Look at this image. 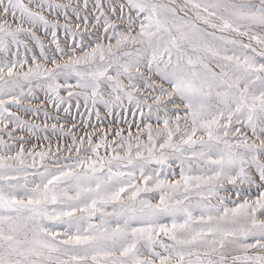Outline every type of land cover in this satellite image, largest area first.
<instances>
[{"label": "snow or ice", "instance_id": "obj_1", "mask_svg": "<svg viewBox=\"0 0 264 264\" xmlns=\"http://www.w3.org/2000/svg\"><path fill=\"white\" fill-rule=\"evenodd\" d=\"M81 24L94 46L75 42ZM33 47L45 63L24 70ZM34 81L57 110L127 102L162 127L109 144L53 124L71 143L26 149L17 129L48 131L17 114L41 110L22 103ZM169 161L179 180L144 175ZM225 183L244 197L231 208ZM0 264H264V0H0Z\"/></svg>", "mask_w": 264, "mask_h": 264}, {"label": "rangeland", "instance_id": "obj_2", "mask_svg": "<svg viewBox=\"0 0 264 264\" xmlns=\"http://www.w3.org/2000/svg\"><path fill=\"white\" fill-rule=\"evenodd\" d=\"M180 2V0H178ZM75 19V18H73ZM61 22H63L61 18ZM83 33V44L84 45H91L94 46L97 37L92 36L91 38L88 36L87 33L84 32V27L83 24H81L80 31L77 34L76 37V43L79 44L81 42L80 40V34ZM38 35L41 36L42 39H44L43 36V31L40 30L38 31ZM100 37L103 43L107 44L108 40L104 38L103 32L101 30ZM50 38V37H49ZM59 39L61 42V46L64 47L65 45V40L67 39V43L71 44L72 43V38L65 37L63 30L60 31L59 33ZM246 39V38H245ZM114 43V41H112ZM247 43V39L245 40ZM255 46V45H254ZM51 45L47 43V40H45V48L46 49H51ZM66 51L68 50L67 48L65 49ZM85 50H90V48H86ZM49 56H51V51H48L47 53ZM77 54H80L79 50H77ZM35 55L37 60L40 63H45L43 58L40 56V51L38 47H33L32 51L25 53L23 49H21V59L27 58L28 59V64L24 66V70H27V67L31 66L32 64V57ZM66 59V57H65ZM59 61V57H58ZM48 67H52L51 63L47 64ZM19 71V68L17 69ZM61 82H63V78H61ZM70 83H74V80L69 81ZM35 81L33 82V93L34 96H29L26 97L22 103L25 104L26 106H31L33 108H39L41 109L38 113H24V112H17L18 115H20L23 119L38 124L41 126V128L44 127V125L48 126V131L45 133L43 131L39 132L37 135L39 136V139L37 136H31L28 132L27 129H17L15 131L16 136H23L26 140L29 141V143H26L24 147L26 149H32L35 147L36 151H47L48 148L50 147L52 149V152L55 153L57 146H59L62 150L65 146V144L71 143V138L68 136H61L59 135V132L56 134H53L51 131V126L53 124L57 125V129H59L61 126L64 127L65 131L71 130L75 135L77 136H85L86 134H92L93 138L95 141H99L102 137L107 136L109 144L113 143V141H118L120 138L115 135L116 132H121L123 134V137L125 139L129 138V132H131L132 136L135 137L137 135L140 136V140L142 143H147V125L151 124L152 125V130H153V135H156V132L159 131V129L162 127V121L161 124H157L156 116L155 114L149 117L147 115L148 109L145 107L143 109V112L145 115L142 117L140 115V110L136 109L134 105H129L127 102H125L124 107H116L113 108L111 112H109L107 109H104L101 107L99 109L100 115L99 118H97V115L94 110H91V108H85L83 104V100H80V106L79 108L77 107V102L75 98H73L70 101V106L68 103L61 105L60 109L57 110L56 108L53 107V105L49 102L47 104L44 103L46 100L45 96V89L44 88H38L35 87ZM147 91V90H145ZM25 92H27V87L25 88ZM61 95L65 97L67 100V93L66 91H61ZM155 107V105L153 106ZM64 108H68V111L65 112ZM13 111H17L16 109H13ZM48 113V117H45L44 112ZM161 117L163 116V113L160 114ZM47 135L48 139H44V136ZM4 139L8 141V137L4 136ZM9 143H13L12 141H8ZM133 143L135 141L133 140ZM18 144H14V148L18 149ZM87 147V144H85V148ZM121 150L117 148V152H120ZM135 151V149L133 150ZM14 154V153H13ZM83 154V153H82ZM122 154V153H121ZM145 156H147V153H144ZM159 153H157L158 155ZM68 154L65 152L64 156H61V160L64 159L65 156ZM73 156H75V153H72ZM100 155H112L111 149L108 150L106 153L103 148L100 149ZM171 164V167L165 166L163 171H161L160 165H157L155 163L148 164L145 166L144 169V175L146 176H153L155 179V173L160 172V179L167 180L169 182H174L175 180L180 179V169L179 166L172 162L169 161ZM155 170V171H154ZM113 171H116L114 168ZM120 171H123L125 173L128 172H133L135 180L134 182L140 186L143 187V180L141 179V173L139 169H131L128 167L121 168ZM194 175H197L199 173L194 172ZM150 188L153 187V185L150 183L148 185ZM244 186H241L243 188ZM256 190L253 188L251 191V198H255L256 196ZM142 198L145 199H150L153 204H156L159 202V195L160 193L158 191H152L150 193H142ZM220 196L224 197H229V199L225 200V204L231 208L234 206V201L238 200H243L244 197H237L235 195V190L233 189L232 185H229L225 183L224 188L220 190L219 192ZM144 196V197H143ZM195 199V197H194ZM212 203L218 205V200L214 197L212 198ZM108 211H111V208H108ZM194 215H199V212L194 213ZM94 223H97L98 220H94ZM163 223L166 224H171V220L168 218H164L162 221ZM133 226L139 227V224H134ZM61 233H63V229L59 228L57 229ZM63 237V235L61 236ZM166 243H170V241L165 240ZM159 250V249H157ZM230 259V257H229Z\"/></svg>", "mask_w": 264, "mask_h": 264}, {"label": "bare ground", "instance_id": "obj_3", "mask_svg": "<svg viewBox=\"0 0 264 264\" xmlns=\"http://www.w3.org/2000/svg\"><path fill=\"white\" fill-rule=\"evenodd\" d=\"M246 40V39H245ZM144 197V196H143ZM146 198V197H145Z\"/></svg>", "mask_w": 264, "mask_h": 264}]
</instances>
